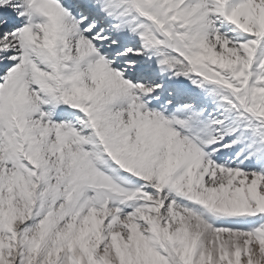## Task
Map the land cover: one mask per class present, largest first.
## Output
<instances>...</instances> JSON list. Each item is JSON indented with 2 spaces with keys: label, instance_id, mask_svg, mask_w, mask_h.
Returning <instances> with one entry per match:
<instances>
[{
  "label": "snow or ice",
  "instance_id": "6c2138e0",
  "mask_svg": "<svg viewBox=\"0 0 264 264\" xmlns=\"http://www.w3.org/2000/svg\"><path fill=\"white\" fill-rule=\"evenodd\" d=\"M0 264H264V0H0Z\"/></svg>",
  "mask_w": 264,
  "mask_h": 264
}]
</instances>
